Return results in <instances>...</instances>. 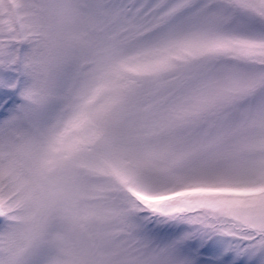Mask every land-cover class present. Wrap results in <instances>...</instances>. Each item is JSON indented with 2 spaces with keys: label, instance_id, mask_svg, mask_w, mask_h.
Listing matches in <instances>:
<instances>
[{
  "label": "snow or ice",
  "instance_id": "6c2138e0",
  "mask_svg": "<svg viewBox=\"0 0 264 264\" xmlns=\"http://www.w3.org/2000/svg\"><path fill=\"white\" fill-rule=\"evenodd\" d=\"M0 264H264V0H0Z\"/></svg>",
  "mask_w": 264,
  "mask_h": 264
}]
</instances>
